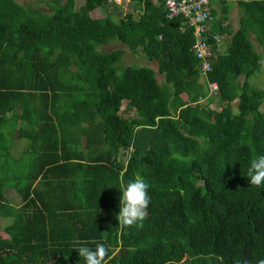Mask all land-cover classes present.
Masks as SVG:
<instances>
[{
  "label": "trees",
  "instance_id": "trees-1",
  "mask_svg": "<svg viewBox=\"0 0 264 264\" xmlns=\"http://www.w3.org/2000/svg\"><path fill=\"white\" fill-rule=\"evenodd\" d=\"M134 1L140 11L114 19L91 14L109 0L78 9L49 0L51 13L0 0V214L14 220L10 238L0 235V264H85L76 239L105 243L108 264L264 258V186L246 175L264 155V88L251 83L263 61L254 41L264 50V0H214L219 15L212 0L203 82L184 18ZM233 1L235 30L226 24ZM215 32L231 36L224 50ZM115 40L141 48L164 82L149 66L123 67V49H102ZM209 82L219 90L207 98L221 109L200 102ZM15 135L29 141L21 158L10 154ZM137 174L151 186L148 215L122 228L121 188ZM9 184L18 205L6 200Z\"/></svg>",
  "mask_w": 264,
  "mask_h": 264
},
{
  "label": "rangeland",
  "instance_id": "rangeland-1",
  "mask_svg": "<svg viewBox=\"0 0 264 264\" xmlns=\"http://www.w3.org/2000/svg\"><path fill=\"white\" fill-rule=\"evenodd\" d=\"M17 1L21 2L25 5H29L31 7L39 8L46 13L52 12V7L48 4L49 0H17ZM84 1L85 0H63V2H66V4H73L76 9H78L84 3ZM227 5L230 9L229 15L232 18V20H231L232 26H233L232 30H235L236 26H239L240 10H239L237 3L235 1L229 2ZM140 9H141L140 2H138V1L134 2V0H129V1L124 0L120 4L111 2V4H109L107 6H103L101 8H97V9L91 11V14L93 16H102V15H105L106 13H108V14L112 15V17L114 19H118L120 16L124 15L125 13L132 12V13L136 14ZM251 38L254 40L255 37L253 34H251ZM230 40H231V36H229V33L225 34L224 37L222 38V41L219 43L220 49L224 50L226 48V45L230 42ZM254 45H255V48L262 55L263 61H262V66H261L260 70L253 76V80L251 83L254 84L255 86L264 88V50L261 46H259V44L256 41H254ZM118 48L124 50V54L122 57V61L124 64L123 67H125L127 65H132V64L149 66L156 71V77H157L158 81L160 83L164 82V75L162 73L158 72L157 62L155 60L148 59L147 56L142 52L141 48H139V49L137 48L136 50H132L126 44H124L118 40L112 41V42L107 43V44L102 46V49H104L105 51H109L112 49H118ZM200 79L202 80V82L204 81L203 76H201ZM242 81H243V76L241 75L238 78L239 84H241ZM182 97L184 99H186V94L183 93ZM200 102L202 104H208L210 107L216 108V109H221V107L225 104V102L218 97H212L211 101L209 100V98H206ZM232 104H233V106H236V102H233ZM125 106H126V101L123 102V108ZM123 112L125 115H128L130 113H131V115L134 114V111H128V113H127V111H123ZM83 125H85V122L82 123V126ZM79 129L80 130L82 129L81 126H79ZM28 143H29V141L27 138H22V139L16 138V139H14L13 148H12L13 151L10 152L11 156L14 157L12 154H14L16 156V154L19 153V151L17 149L22 148L21 153L18 155V157H14V158H21L24 155L23 153H25L24 150L26 149V146L28 145ZM146 148H147L146 144H142V145L138 146V149H146ZM149 148H151V147H149ZM9 185H11V184H9ZM9 185H7V186H9ZM11 188H17V187L12 185ZM7 196H9V195L7 194ZM11 196H17L16 203L17 202L19 203L21 201L18 192H15V193L13 192V195H11ZM13 203H14V201H13ZM1 219L3 220V218H1ZM4 219H5V221L0 223V235L2 237H3V233H5L4 228H5L6 224H8V222H10L9 217H7V218L5 217ZM4 236H5V234H4ZM117 250H119V248H117Z\"/></svg>",
  "mask_w": 264,
  "mask_h": 264
},
{
  "label": "clouds",
  "instance_id": "clouds-1",
  "mask_svg": "<svg viewBox=\"0 0 264 264\" xmlns=\"http://www.w3.org/2000/svg\"><path fill=\"white\" fill-rule=\"evenodd\" d=\"M223 37L224 34H222L219 43ZM205 85L207 87L206 83ZM246 175L252 186H264V155H254L252 157ZM150 187V184L139 174L135 176L134 180L129 181L126 186H122V195L120 197L121 207L117 214L119 225L122 228L133 227L138 224L140 227L143 226V221L148 215L147 209L151 202V196L149 194ZM73 243L76 245L74 249L78 252L79 257L83 259L85 264H108L111 258L109 248L105 243L95 239L91 241L76 239ZM89 244H93L95 247H90ZM234 264H242V262L240 259H236ZM255 264H264V258L257 259Z\"/></svg>",
  "mask_w": 264,
  "mask_h": 264
},
{
  "label": "built area",
  "instance_id": "built-area-1",
  "mask_svg": "<svg viewBox=\"0 0 264 264\" xmlns=\"http://www.w3.org/2000/svg\"><path fill=\"white\" fill-rule=\"evenodd\" d=\"M113 3H122L124 0H109ZM129 1V0H125ZM156 7L164 9L166 18H174L182 16L184 24L181 26L182 30L190 28L193 35L192 49L196 56L200 59V68L203 78L207 71L211 68L212 50L208 40V31L214 19L212 10V0H150ZM140 11V10H139ZM213 39L219 42L222 34L215 32L212 34ZM208 95L211 96L218 92L219 87L216 82H209L207 84ZM207 97H201L200 101Z\"/></svg>",
  "mask_w": 264,
  "mask_h": 264
},
{
  "label": "crops",
  "instance_id": "crops-1",
  "mask_svg": "<svg viewBox=\"0 0 264 264\" xmlns=\"http://www.w3.org/2000/svg\"><path fill=\"white\" fill-rule=\"evenodd\" d=\"M214 1V0H213ZM134 2H136V1H134ZM215 2V1H214ZM214 5H216V7L218 8V15L221 13V5H220V2L218 1V3H216L215 2V4ZM231 20H232V18L230 17V15H228V19L226 20V24L227 23H229L230 24V22H231ZM224 35L225 34H227V33H223ZM9 114H7L6 116H8ZM82 135V141H83V145H82V147L85 149V147H86V139H87V136L86 135H83V134H81ZM17 137H16V135H15V138L14 139H16ZM18 139H20V138H18ZM27 147V146H26ZM18 151H19V153L18 154H16V156L15 157H18V155L21 153V150H22V148L21 149H17ZM12 187V185H9V186H7V188H6V190L4 191V193H5V197H6V200H7V202H10V203H12V204H15V205H18L17 203H16V199H17V196H11V195H13V192L15 193V192H18V189L17 188H11ZM19 193V192H18ZM7 194L9 195V196H7ZM10 199H9V198ZM12 199V200H11ZM13 201H14V203H13ZM7 218V217H9V219H10V222H8V224H6V226H5V228H4V231H5V233H3V237H5V238H10V233L8 232V230H7V228H8V226H10V225H12L13 223H14V220H13V218H12V214H0V223L1 222H3V221H5V219L4 218ZM1 218H3V220L1 219ZM4 234H5V236H4Z\"/></svg>",
  "mask_w": 264,
  "mask_h": 264
}]
</instances>
